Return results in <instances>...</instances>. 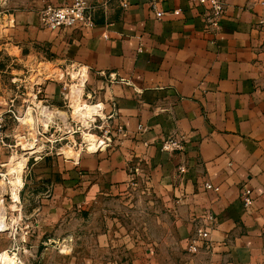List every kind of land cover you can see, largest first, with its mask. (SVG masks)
<instances>
[{"label": "crops", "instance_id": "crops-1", "mask_svg": "<svg viewBox=\"0 0 264 264\" xmlns=\"http://www.w3.org/2000/svg\"><path fill=\"white\" fill-rule=\"evenodd\" d=\"M72 1L0 0V23L14 39L80 68L76 75L83 84L88 77L121 129L65 166L44 191L42 211L60 218L102 199L125 200L141 180L185 249L198 226L209 229L201 264H264V0H226L215 34L187 0H164L161 18L149 0H126V8L123 0H88L92 29H41L44 6ZM168 136L183 137V154L162 151Z\"/></svg>", "mask_w": 264, "mask_h": 264}, {"label": "rangeland", "instance_id": "rangeland-1", "mask_svg": "<svg viewBox=\"0 0 264 264\" xmlns=\"http://www.w3.org/2000/svg\"><path fill=\"white\" fill-rule=\"evenodd\" d=\"M14 37L1 22L0 264L203 263V249L188 257L141 180L125 200L110 197L48 219L44 191L117 128L88 77L83 84L76 75L80 68Z\"/></svg>", "mask_w": 264, "mask_h": 264}, {"label": "built area", "instance_id": "built-area-1", "mask_svg": "<svg viewBox=\"0 0 264 264\" xmlns=\"http://www.w3.org/2000/svg\"><path fill=\"white\" fill-rule=\"evenodd\" d=\"M164 0H149L150 11L155 14L156 18H161L165 13L158 11V5ZM189 3L197 4L202 8L201 16L204 19L206 29L211 34H215L219 30V23L222 20L226 11V0H187ZM264 5V2H262ZM124 8L127 7L126 0H123ZM95 7L89 3L88 0H73L71 4H65L62 6L46 5L38 13V21L41 29L48 31H66V30H78L81 28L92 29L94 27L93 13ZM175 15L179 14L178 11L174 12ZM264 76V68H263ZM111 117L113 114L111 113ZM117 132H121L120 128H117ZM105 146L111 143L110 138H105L102 141ZM162 151L170 153L172 155H181L185 150V144L183 137L168 136L162 143ZM185 166L179 164L177 167L178 173H183ZM137 173V172H135ZM204 188L218 191L217 188L205 183ZM243 204L245 207H250L253 200L250 190H244L241 195ZM209 221H213L209 218ZM210 233L209 229L205 226H198L195 230L194 238L191 239L187 245V253L191 255L198 254L201 249L208 251L210 248Z\"/></svg>", "mask_w": 264, "mask_h": 264}, {"label": "bare ground", "instance_id": "bare-ground-1", "mask_svg": "<svg viewBox=\"0 0 264 264\" xmlns=\"http://www.w3.org/2000/svg\"><path fill=\"white\" fill-rule=\"evenodd\" d=\"M88 146H90V145H88Z\"/></svg>", "mask_w": 264, "mask_h": 264}]
</instances>
